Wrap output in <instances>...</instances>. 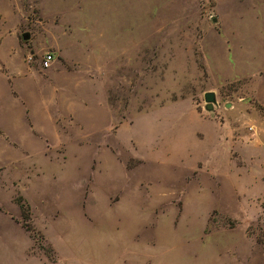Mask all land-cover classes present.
Wrapping results in <instances>:
<instances>
[{"label": "rangeland", "instance_id": "obj_1", "mask_svg": "<svg viewBox=\"0 0 264 264\" xmlns=\"http://www.w3.org/2000/svg\"><path fill=\"white\" fill-rule=\"evenodd\" d=\"M256 66L264 0H0V264H264Z\"/></svg>", "mask_w": 264, "mask_h": 264}, {"label": "crops", "instance_id": "obj_2", "mask_svg": "<svg viewBox=\"0 0 264 264\" xmlns=\"http://www.w3.org/2000/svg\"><path fill=\"white\" fill-rule=\"evenodd\" d=\"M253 56L252 55H248V57H247V59H248V62H249V64H248V67H250L251 65H252V63H250L251 61H252V59L250 60V58H252ZM259 60V59H258ZM255 62V61H254ZM258 63H260V61H257ZM257 62H255V63H257ZM255 63H253V66H254V64ZM251 70V69H250ZM250 70H249V74H251V78H253L252 79V81H251V87H252V90H253V97L252 98H254V100L257 102V104L258 105H260L262 108H264V68H263V70H262V68L261 67H257L256 66V69L254 68V70H252L251 72H250ZM262 70V71H261ZM258 71V72H257ZM253 74V75H252ZM255 75V76H254ZM57 76H59V77H56V78H61L62 79V77H61V75H57ZM17 90V89H16ZM18 92V91H17ZM19 94V93H18ZM25 105H27L26 104V102H25ZM46 106H51V105H49V104H47ZM50 108V107H49ZM74 107L72 106V104H64V109H63V115H62V121L63 122H66L67 120H68V122H67V124L65 125L66 126V128H68V129H70L71 130V128H72V126L71 125H69V123H72V119H73V121H74V118H75V116L77 115V111L75 110L74 111V109H73ZM48 111V113L47 114H45V115H43L44 117H47V120L49 121V123H50V125H52V127L54 128V130H55V132H57V134H58V128H57V126L54 124L55 123V120L56 119H54V117H53V115H52V113L50 114L49 113V110H47ZM33 117V116H32ZM72 118V119H71ZM32 120V119H31ZM200 124H201V128H203V127H215L216 128V130H213V132L212 133H209L208 134V138L210 137L211 138V140L212 141H218V137H219V135H220V132H221V128L219 129L218 128V126H217V123L216 122H214V121H210V120H205V119H202L201 121H200ZM20 126V125H19ZM19 126H17V123H16V125H15V130L17 131V132H19V131H21L20 129L21 128H19ZM32 126H33V128L32 129H30V130H28L27 132L28 133H30L29 134V136L31 137V139H36V141H38V142H42V144H43V149H42V151H41V153H45V152H48V151H51L52 150V148H51V145H50V143H49V141L47 140L48 139V137L47 136H45L43 133H42V131L41 130H38L36 127H35V125H34V123H33V120H32ZM71 126V127H70ZM217 128H218V130H217ZM220 130V131H219ZM58 136H59V134H58ZM28 148L29 147H26L25 148V144H24V146H23V151H29L28 150Z\"/></svg>", "mask_w": 264, "mask_h": 264}, {"label": "water", "instance_id": "obj_3", "mask_svg": "<svg viewBox=\"0 0 264 264\" xmlns=\"http://www.w3.org/2000/svg\"><path fill=\"white\" fill-rule=\"evenodd\" d=\"M23 39L25 41H27L28 40V36H24ZM204 103L206 105V110L207 111H211L213 106L216 104L215 95L213 93H206L204 95Z\"/></svg>", "mask_w": 264, "mask_h": 264}, {"label": "built area", "instance_id": "obj_4", "mask_svg": "<svg viewBox=\"0 0 264 264\" xmlns=\"http://www.w3.org/2000/svg\"><path fill=\"white\" fill-rule=\"evenodd\" d=\"M52 62H53L52 57L50 55H47L45 58L42 59L40 68L42 70H48L51 67Z\"/></svg>", "mask_w": 264, "mask_h": 264}]
</instances>
